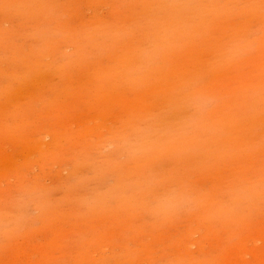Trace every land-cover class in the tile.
Instances as JSON below:
<instances>
[{
  "label": "rangeland",
  "instance_id": "1",
  "mask_svg": "<svg viewBox=\"0 0 264 264\" xmlns=\"http://www.w3.org/2000/svg\"><path fill=\"white\" fill-rule=\"evenodd\" d=\"M0 264H264V0H0Z\"/></svg>",
  "mask_w": 264,
  "mask_h": 264
}]
</instances>
